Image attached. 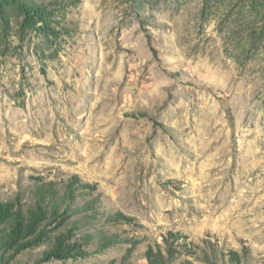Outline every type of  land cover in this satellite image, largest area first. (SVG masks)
Instances as JSON below:
<instances>
[{
    "label": "rangeland",
    "instance_id": "rangeland-1",
    "mask_svg": "<svg viewBox=\"0 0 264 264\" xmlns=\"http://www.w3.org/2000/svg\"><path fill=\"white\" fill-rule=\"evenodd\" d=\"M0 206V264H264V0H0Z\"/></svg>",
    "mask_w": 264,
    "mask_h": 264
},
{
    "label": "trees",
    "instance_id": "trees-1",
    "mask_svg": "<svg viewBox=\"0 0 264 264\" xmlns=\"http://www.w3.org/2000/svg\"><path fill=\"white\" fill-rule=\"evenodd\" d=\"M22 9H24L25 13H26V19L28 20L29 24L30 25H33L32 22L34 21H40L41 20H44V10L40 7H32V6H29L27 4H24L22 5ZM9 213H6L5 210H2V206H0V220L4 219V217H8ZM14 215H17L19 217V214H15ZM32 219H28V223L29 224H25L24 221H22L21 219H18L16 220L17 223H22L21 225H17L16 224V227L14 229V231L16 232H13L15 234L17 233H20L22 231V227H25V228H30V229H35L36 228V224H35V220L33 221V219L35 218L34 216H31ZM31 231L30 233H35L33 232L34 230H29ZM51 254H55V255H58V256H63L65 255V252L64 251H61V250H52L51 252H49Z\"/></svg>",
    "mask_w": 264,
    "mask_h": 264
}]
</instances>
